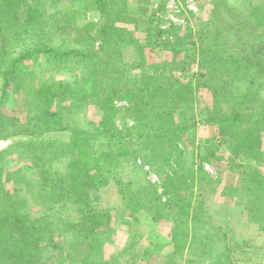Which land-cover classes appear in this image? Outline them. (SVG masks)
Returning <instances> with one entry per match:
<instances>
[{
    "label": "trees",
    "instance_id": "16d2710c",
    "mask_svg": "<svg viewBox=\"0 0 264 264\" xmlns=\"http://www.w3.org/2000/svg\"><path fill=\"white\" fill-rule=\"evenodd\" d=\"M40 1L0 0V79H2L0 107L9 97V87L12 84L16 87L26 86L28 82L26 80L29 77L34 78L33 71L38 67V60L45 57L49 66L55 64L64 66L73 62L90 67V73L82 75L83 81L80 78L72 82L73 91L76 96L81 93L87 95L89 89L91 94L95 95L90 94L92 97H98L105 91V100L101 106L103 119L97 132L72 127L68 129V138L61 140L47 135L39 137L36 131H29L22 134L29 136L34 134L35 137L31 140L18 141L0 150V264H44L43 252L49 246L46 238L54 241L57 226L55 219L52 220L50 211L55 212V217L58 214L56 211L60 208L61 211L73 210L63 215L61 219L63 229L71 235L68 254L71 264H127L131 259H127V262L122 259L125 252L114 254L108 260L103 249L105 242L114 232L113 212L105 205V198L102 199L100 192L108 182L102 164L108 158V152L104 151V146H112L125 136L135 133L133 126L122 130L114 123L108 124L112 118L113 100L118 96L129 97L133 101L130 109L132 117L136 119L139 127H143L148 117H151L152 121H157L156 117L160 116L169 118V115L173 118V111L183 108L181 105L184 103H186L185 110L181 112H186L187 108H191L188 103H191L189 100L194 96V88H191L193 82L198 83L199 80H203L201 84L211 89L213 96L216 97L213 99L215 105H218L221 100L225 104H231L230 108L227 107L223 112L221 111L222 115H219L217 120L212 118L206 121L215 124L222 136H225L224 132H228L234 137L232 142L226 137H222L220 142H226L231 150L234 152L237 150L240 154L250 152V154L256 152L263 154L261 143L264 136V107H257L256 102L261 100L260 87L257 84L261 74L264 73V0H246L250 4L247 10L240 9L228 0H217L212 17L200 31L194 32L191 27L184 29L172 25L162 28L157 25L153 38H147L142 43H134L141 58L138 65L142 68L144 65L147 66L148 61L144 58L146 49H162L166 51L164 54L167 59L155 62V65L152 64L151 67L154 68L150 72L136 76L125 75L122 69L123 48L128 46V43L124 42L120 31H128L130 28H124L115 22L112 16V0H73L75 5L88 1L91 4L89 6H92L88 8L100 13L101 18L95 35L88 30L87 26H82L77 27L78 37L74 39L76 43L72 45L65 43L66 36L59 43L56 41L54 43L44 41L45 29L42 39L26 46L22 43L23 31L28 34L33 23L39 24L43 21L44 14L41 6L39 7ZM44 1L46 6L48 0ZM123 12L124 10L120 8L118 17H121ZM59 13L57 10H50L48 16L57 17ZM53 27L55 29L53 34L47 31L50 39L57 37L58 26ZM87 38L90 39L88 44L85 41ZM96 42L99 44L96 45ZM190 43L197 45L199 50L198 64L191 73L183 68L187 57L185 50ZM21 44H23L22 48L13 49ZM174 67L187 74V77L191 76V81L186 83L182 78L173 75L172 71H168V68L173 70ZM43 81L41 82L43 87L36 91L35 96L36 100H40L41 111L35 109L31 120L36 121L44 113L43 120L51 124L53 116L57 114L61 117V113L51 110L48 85ZM35 108L39 106L35 105ZM162 113L167 116L161 115ZM7 120L10 121L6 117L5 121ZM201 122L205 121L199 122L195 119L189 123L187 119H181L176 123L172 119L171 123L164 124L163 131L147 133L146 136L158 141L169 139L168 142H170L176 136L191 131ZM64 128L68 127L65 125ZM5 129L0 127V137L6 136L2 132ZM151 129L156 128L151 127ZM98 142L100 144H97ZM23 149H27L28 156L33 157L36 173L45 180L41 193L45 194V200L52 201L50 202L52 206L43 211L25 212L22 208L20 209L19 201L9 202L6 199L4 164L10 159L9 157H14ZM249 156L256 155H247L251 160L256 159ZM61 158L65 160L64 172L53 167L55 161ZM252 163L248 160L235 164L240 169L243 180L241 191L248 189L251 195H253L252 190L256 188L262 190L264 187V176ZM109 171L112 170L106 169V172ZM118 181L121 183L122 180L118 179ZM165 188L169 194V187L165 185ZM262 194L264 195V191ZM171 198L173 200L174 196ZM260 200L261 198L254 196L250 215L259 214L264 217V203ZM183 201L185 203L183 213L186 215L188 212V218H185L186 221L181 219L174 222L173 240L175 243L182 242L176 236L186 226L188 232L183 237L184 247H191L189 249L191 252L195 251L200 256H207L209 246L217 242L214 240L215 235L200 236L190 231L193 225L188 206L193 208L192 216L198 213L201 206H195L194 201L189 203ZM165 205L167 208L171 207L168 202ZM260 228L264 229L263 223ZM221 234L219 243L222 246V254L229 264H237L230 246L231 238L225 231ZM53 247L56 248L55 245ZM127 253L130 252L127 251Z\"/></svg>",
    "mask_w": 264,
    "mask_h": 264
},
{
    "label": "rangeland",
    "instance_id": "374dc122",
    "mask_svg": "<svg viewBox=\"0 0 264 264\" xmlns=\"http://www.w3.org/2000/svg\"><path fill=\"white\" fill-rule=\"evenodd\" d=\"M216 1L112 0V16L115 22L119 26L130 28L128 31H120L124 42L128 43V46L123 48L122 55L124 74L136 76L150 72L154 68L151 67L152 64L155 65V62L167 59L166 51L162 49H146L144 58L148 62L147 66L144 65L142 68L138 65L141 58L134 43H142L147 38H153L157 25L162 28L172 25L184 29L191 27L194 32L204 29L205 23L213 15ZM228 1L243 10H247L250 5L246 0ZM89 5L91 4L88 1L75 5L73 0H48L45 6V1L41 0L39 7L41 6L44 14L43 21L39 24L33 23L28 34L23 31L22 43L28 46L34 41H39L45 29L44 41L59 43L66 36L65 43L71 45L76 43L74 39L78 37L77 27L87 26L88 30L95 35L101 15L88 8L92 7ZM120 8L124 12L121 17H118ZM50 10H57L60 13L57 17L48 16ZM54 25L58 26L57 37L50 39L49 34L55 31ZM148 27L155 29L149 30ZM85 41L86 44L90 43L88 38ZM129 42L132 43L129 44ZM23 44L13 49H20ZM98 44L99 42H96V45ZM185 51L187 57L183 68L191 73L198 64L199 50L197 45L190 43ZM90 71V67L82 63L70 62L64 66L56 64L49 66L45 57L39 59L38 67L33 71L34 78L29 77L26 80L28 81L26 86L16 87L12 84L9 87V97L2 102L0 127L6 128L2 130L3 135L6 136L0 137V150L18 141L31 140L35 137L34 134L32 136L22 134L29 131H36L39 137L47 135L61 140L68 138V129L72 127H80L90 132L99 131L103 119L101 106L105 100V91L98 97H92L95 95H92L88 89L87 95L81 93L76 96L72 85L76 79L81 78L83 81L82 75L87 72L89 74ZM168 71H172L173 75L182 78L186 83L191 81V76L187 77V74L175 67L173 70L168 68ZM42 81L48 85L51 110L61 113V117L57 114L53 116L51 124L43 120L44 113L36 121L31 120L35 109L41 111L40 100H36L35 96L36 91L43 85ZM202 81L193 82L191 88H194V96L189 100L191 103L188 104L191 108H187L186 112H181L185 110L186 103L180 104L183 108L175 109L173 118L169 115L170 119L163 118L158 114L160 117H156L157 121H152L151 117H148L143 127H139L136 119L132 117L130 109L133 101L129 97L118 96L113 100V107L109 108L112 111V118L108 124L114 123L122 130L133 126L135 133L125 136L112 146H104V151L108 152V158L102 164L108 182L100 192L102 199L105 198V205L112 210L114 216V232L103 246L105 257L108 260L114 254L125 252L122 259L126 262L127 259H131L127 264L228 263L221 252L222 246L219 243V237L225 231L231 238L230 246L237 264H264V229L260 228L261 223L264 224V217L259 214L253 216L249 212L253 209L255 195L264 203L262 194L264 187L262 190L258 188L252 190L254 196L249 193L248 189L241 191L243 180L240 169L235 166L241 162L252 161V164L264 176V136L261 143L263 154L257 152L240 154L237 150L235 152L231 150L226 142H220L222 137H226L230 142L234 141V137L228 132H224L225 136H222L215 124L206 121L222 115L224 109L230 108L231 104L223 103L221 97L219 104L215 105L213 99L216 97L213 96L211 89L201 84ZM1 83L2 79H0V85ZM53 84L55 85L51 88L49 85ZM257 85L260 87L261 100L256 103L257 107L261 108L264 107V73L261 74L260 80L258 79ZM78 92H80L79 89ZM34 103L39 108H35ZM161 115L167 116L163 113ZM194 116L199 122L201 120L205 122L198 123L191 131L176 136L170 142H168L169 139L158 141L146 136L147 133L163 131L164 124L171 123L172 119L176 123L181 119H187L189 123H192L195 120ZM6 117L10 121H5ZM65 125L68 128H64ZM151 127L156 129L152 130ZM19 132L21 133L17 134ZM199 144L200 149H198ZM27 152V149L21 150L14 157H9L10 159L4 164L6 199L9 202L19 201L20 209L22 208L25 212L43 211L52 206L50 204L52 201L45 200V194L41 193L45 180H42L36 173V167H33V157L28 156ZM247 155H256L249 156L256 159L251 160ZM64 161V158L56 160L54 169L64 172L66 169ZM106 169L112 171L106 172ZM118 179L122 180L121 183ZM165 185L169 187V194ZM183 200L188 203L194 201L195 206H201L195 216L191 215L193 208L188 206L189 217L193 225L190 231L200 236L215 235L214 240L217 242L209 246L207 256H200L195 251L191 252L189 250L191 247H184L183 237L188 232L186 226L176 236L183 243H175L173 240L174 222L181 221V219L186 221L185 218H188V212L186 215L183 213L185 206ZM167 202L171 204L170 208L166 207ZM71 211L73 210L63 209L61 211L60 208L56 211L58 214L55 217V212L50 211L52 220L55 219L57 226L54 241L46 238L49 246L43 252L44 264H71L68 258L71 235L63 229L61 224L63 215ZM54 245L56 248L53 247Z\"/></svg>",
    "mask_w": 264,
    "mask_h": 264
}]
</instances>
